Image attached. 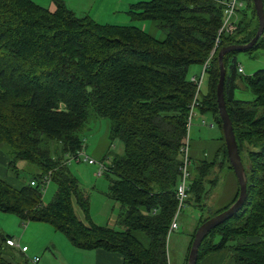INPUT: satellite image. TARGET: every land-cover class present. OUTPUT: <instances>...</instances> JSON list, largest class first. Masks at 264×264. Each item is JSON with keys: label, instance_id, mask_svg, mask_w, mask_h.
Listing matches in <instances>:
<instances>
[{"label": "trees", "instance_id": "trees-1", "mask_svg": "<svg viewBox=\"0 0 264 264\" xmlns=\"http://www.w3.org/2000/svg\"><path fill=\"white\" fill-rule=\"evenodd\" d=\"M54 2L51 9L33 0H0V145L9 147L7 165L15 174L20 161L37 169L19 186L0 177V211L48 223L77 248L117 252L121 264H167L165 235L176 209L174 190L185 145L187 157L189 151L188 112L194 99L191 116L194 110L209 113L221 133L216 50L253 36L252 0L237 8L235 29L219 34L210 56L222 16L219 0L132 3L128 12L152 21L160 36L133 24L99 22L61 0ZM261 6L264 16V0ZM254 48L264 50V25L247 50ZM234 53L222 55V88L240 161L243 154L246 158L245 197L237 211L203 236L195 264L221 249L233 264H264V68L240 74ZM208 56L206 88L195 92L187 67ZM237 79L250 89L251 99L233 97ZM91 118L108 120L109 145L115 139L122 143V152L114 154L103 173L111 176L106 196L120 204V229L91 220L88 198L64 163L82 148ZM213 141L217 144L209 156L190 157L185 202L198 218L186 250L198 225L226 209L238 191L237 186L220 208L207 205L218 182L215 170H231L222 135ZM203 142L197 144L206 156ZM49 171L56 191L44 204L40 179ZM73 202L85 221L76 216ZM9 238H4L6 257L0 244V264H31L24 252L6 244Z\"/></svg>", "mask_w": 264, "mask_h": 264}, {"label": "rangeland", "instance_id": "rangeland-1", "mask_svg": "<svg viewBox=\"0 0 264 264\" xmlns=\"http://www.w3.org/2000/svg\"><path fill=\"white\" fill-rule=\"evenodd\" d=\"M33 1L51 9L55 8L54 0ZM61 1H63L66 6L76 11L77 14H88L96 19V21L133 24L141 27L143 30L153 34L154 36L162 35V32L155 27L152 21L149 19L136 18L128 12L131 4L140 0ZM237 17H239V14L235 13V23ZM221 22L222 20L220 21L219 26H221ZM216 37L219 38V35L216 34L214 43ZM214 43L212 46V48H214L211 52H209V54L215 51L214 49L217 44L214 46ZM234 55L236 64L242 69L240 74H250L257 68H264V50L254 48L248 52V50L245 49L235 51ZM201 67L202 63L200 62L190 63L187 67L186 76L190 77L193 74L197 76L201 70ZM205 88L206 74L203 75V80L200 84V92H204ZM233 97L240 99H251L253 94L250 89L244 85L241 79H237L236 85L233 87ZM210 122L213 124L212 128L208 127V123ZM108 127L109 122L106 118H91V121L88 124V129L85 133V141L82 142L83 146L80 150H84L86 155L89 158L95 160L96 163L89 164L86 161L77 163L70 162L67 166L69 170L78 178L79 186L83 190L85 196L88 198L89 214L91 220L96 224L108 225L116 229H120L121 227L118 225V223H114V221L116 222L118 212L121 209L120 204L107 197L105 194L108 190V186L110 184L109 178H111V176L106 177L103 174L104 171L102 170V174L98 175L99 161H104L103 163L107 166L110 164L114 154L122 152V143L119 139H115L112 144L109 145ZM187 135V137L190 138L188 151V171L191 172L190 157H192V153L197 156H209L212 152L213 146L215 147L217 144V142L213 140H216L219 138V136L221 137V133L217 123L209 113L202 114L198 113L197 110H194L190 118ZM201 139H205L204 142L202 141V146L206 149V156L205 153H203L204 155L202 154V147L200 144H197L201 142ZM8 151L9 147L2 143L0 145V154L3 153L8 157L9 160ZM241 161L243 166H245L246 158L244 154L243 157H241ZM7 164L2 165L0 162V167H3L4 169L3 173L0 171V177L4 178L12 185L18 184L19 182H27L29 177L37 171L36 167L33 165H30L25 161H20L16 164V172L18 173L15 174V172L11 170L12 167L10 166L11 168H9ZM215 173L218 174V182L216 183L215 189L216 194L212 203V198H209L207 205L217 209L226 204V198L228 199V196L230 195L228 185L234 178L231 174V170H229L226 166L225 170H215ZM55 191L56 185L53 182H49L45 191L42 193V202L46 204L51 201ZM73 208L76 216L80 220L85 221L83 211L74 202ZM178 211L176 219L177 228L174 229L169 235H165V246L167 247L165 249V254L168 259V264H186L185 258H187V253L189 250H186L189 240L187 235L192 231L193 226L195 225V222L198 218V211L194 209L191 204H188L185 201L184 206ZM29 224L31 226L27 228ZM8 235L13 236L12 238L18 242L20 241L23 244H28L29 251L27 252V255L31 257L29 258L30 261L33 256H37L40 258L39 263L41 264L46 261L51 262V264H89L88 259L85 257L87 250L73 246L63 233L54 230V228L49 226V224L38 221L21 220L13 213L0 211V244L6 249L4 255L5 257L7 251H9V247L4 245V238ZM16 249L17 248H15V250ZM50 258L53 261H51Z\"/></svg>", "mask_w": 264, "mask_h": 264}, {"label": "water", "instance_id": "water-1", "mask_svg": "<svg viewBox=\"0 0 264 264\" xmlns=\"http://www.w3.org/2000/svg\"><path fill=\"white\" fill-rule=\"evenodd\" d=\"M252 4L254 6L255 14L257 18V28L253 36L246 43L224 45L219 47L216 52V59L218 63V77L215 84V100H216L218 115L221 121L220 128H221V135L225 147L226 157L238 186L237 195L234 201L226 209L215 214L214 216L209 217L208 219H206L205 221H203L198 225V227L196 228L193 234L189 246V250L186 258V264H195L197 248L203 236L210 228L216 226L224 219L230 217L235 211H237L245 197V178L243 173V167L237 152L236 143L231 128V123L226 113L225 105H224L222 86H223L225 69L222 62V55L226 51H230V50L239 51L249 48L262 32V28L264 25V16L261 6V0H252Z\"/></svg>", "mask_w": 264, "mask_h": 264}, {"label": "built area", "instance_id": "built-area-1", "mask_svg": "<svg viewBox=\"0 0 264 264\" xmlns=\"http://www.w3.org/2000/svg\"><path fill=\"white\" fill-rule=\"evenodd\" d=\"M219 1L222 4L223 8H222V18H221L222 22H221V26H219V28L217 29V35H219L221 32L228 33V32H231L232 30H234V28L236 26V24L234 22V16H235L236 10L238 7H240L247 0H219ZM217 40H218V38L216 37L214 46H215V44H217ZM213 48L210 50V52L213 50ZM210 55H211V53L209 54V56ZM209 56L203 60L202 67H201V70L198 73V75L196 76L193 74L189 77V79L195 84V92L200 90V84L203 80V75L206 74L205 70L208 66ZM236 69L238 71H241L240 66H237ZM194 102H195V100L193 99L191 106H190V110L188 112V116H187V124L189 123V120L191 117V109H192L191 107L193 106ZM84 141H85V138L83 139V142ZM81 161H86L89 164L96 163L95 160H93L92 158H89L86 155L84 150H78L73 154L67 155V158H66L64 163L66 165H68L70 162H76L77 163V162H81ZM103 162H101V161L98 162V164H99L98 175L102 174L101 170L105 172L107 169L106 164H104ZM188 165H189V159L187 157V148L185 145V147L183 149L181 164L179 167L178 181L175 185V190H174V197L176 200V209H175V212L173 213V215L169 221V224H168V227L166 230L167 235H169L174 229L177 228V222H176L177 214H178L177 211L184 206V201L186 198V190H187V186H188V182H189ZM49 182H51V171H49L47 174H45L41 177V179H40L41 191H45ZM35 183H36V181H34V180L30 181V185H35ZM5 242L9 246H11L13 248H17L21 252H25L27 250V247L21 246L17 240L9 238V239H6ZM37 260H38L37 257H34L31 259L32 263L37 262ZM166 260H167V264H168L167 257H166Z\"/></svg>", "mask_w": 264, "mask_h": 264}, {"label": "crops", "instance_id": "crops-1", "mask_svg": "<svg viewBox=\"0 0 264 264\" xmlns=\"http://www.w3.org/2000/svg\"><path fill=\"white\" fill-rule=\"evenodd\" d=\"M241 71H242V69H241ZM241 71H239V72H241ZM208 127L212 128L213 124L211 122L208 123ZM198 140H200V139H198ZM201 141H205V139H201ZM0 162L2 165L3 164L6 165L8 163V157L6 155H4L3 153L0 154ZM223 170H225V169H223ZM0 171H1V173H3V171H4L3 167H0ZM226 171H227V169H226ZM231 174L233 175L234 179L232 181H230V183L228 185V188L230 190V195L228 196V199L226 198V203H228L232 199V197L234 196V193L236 191V187H237V182L235 180V177H234V174L232 173V171H231ZM235 182H236V187H235ZM14 185L19 186L20 182L18 184H14ZM215 189H216V184L214 187L211 188V191H210V198H212L211 203L213 202L214 196L216 194ZM118 215H119V212H118ZM118 215H117V219H118ZM42 223H45V222H42ZM114 223L117 224V220H116V222L114 221ZM29 226H31V225L29 224L27 226V228ZM49 226H51V225H49ZM187 236L189 237V234ZM8 237H11V239H13L12 238L13 236H11V235L6 236L5 238H8ZM19 243L21 246L27 247V250L24 252V255L28 259L31 258L27 255V252L29 251L28 244H25V243L23 244L20 241H19ZM52 246L54 247L53 244H52ZM34 257H37V256H33V258ZM85 257L88 259L89 264H121L122 263V256L119 253L109 252V251H106L103 249L87 250L85 253ZM50 260L53 261L51 258H50ZM39 261H40V258H38V260H37V262H35V264H37V263L41 264V263H39ZM31 264H33V263H31ZM42 264H51V262L46 261V262H43ZM198 264H233V261L229 258L228 251L226 249H221V250H218L216 252H213V253H210V254L204 256L199 261Z\"/></svg>", "mask_w": 264, "mask_h": 264}, {"label": "flooded vegetation", "instance_id": "flooded-vegetation-1", "mask_svg": "<svg viewBox=\"0 0 264 264\" xmlns=\"http://www.w3.org/2000/svg\"><path fill=\"white\" fill-rule=\"evenodd\" d=\"M204 155V154H203Z\"/></svg>", "mask_w": 264, "mask_h": 264}]
</instances>
